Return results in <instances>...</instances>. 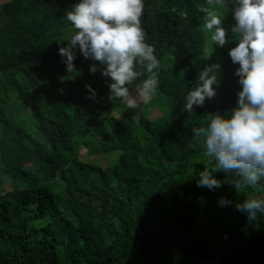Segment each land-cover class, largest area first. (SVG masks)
I'll list each match as a JSON object with an SVG mask.
<instances>
[{
    "label": "trees",
    "instance_id": "1",
    "mask_svg": "<svg viewBox=\"0 0 264 264\" xmlns=\"http://www.w3.org/2000/svg\"><path fill=\"white\" fill-rule=\"evenodd\" d=\"M77 3H0V264H264V215L249 223L235 207L264 196V178L236 189L191 131L237 105L234 0L215 9L230 28L227 53L203 27L206 0H143L157 89L171 104L167 116L127 123L112 115L122 99L110 97L103 65L77 46L68 72L59 54ZM211 64L220 65L217 95L188 113L187 93ZM135 70L130 92L148 75ZM205 168L221 187H197Z\"/></svg>",
    "mask_w": 264,
    "mask_h": 264
},
{
    "label": "clouds",
    "instance_id": "2",
    "mask_svg": "<svg viewBox=\"0 0 264 264\" xmlns=\"http://www.w3.org/2000/svg\"><path fill=\"white\" fill-rule=\"evenodd\" d=\"M203 27L211 32V40L217 46L228 43L226 29L222 27L216 6L226 7L225 0H206ZM143 0H79L66 19L76 30L67 40L66 47L59 48L66 70H74V49L88 59L103 65L99 70L110 78V97L122 99L128 108L137 107V97L127 85L141 73L137 64L148 74L138 92L144 104L151 101L158 87L160 62L155 48L145 42L141 27ZM234 26L231 33L238 37L235 47L229 50L234 64H239L234 75L239 77L241 90L237 93V105L225 114H209L206 126L191 129L197 142L202 140L208 156L216 162L215 170H223L233 176L231 184L236 188L258 184L264 178V0H234ZM214 30V31H213ZM219 64L206 65L198 74V81L187 93L184 109L194 111V105L202 107L206 98L217 95L214 85L219 83ZM95 73L96 65L90 67ZM95 97V91L85 86ZM197 187L214 190L222 181L214 178L207 168L199 174ZM221 206L231 202L221 198ZM236 209L246 214L249 223L264 215V196H248Z\"/></svg>",
    "mask_w": 264,
    "mask_h": 264
},
{
    "label": "rangeland",
    "instance_id": "3",
    "mask_svg": "<svg viewBox=\"0 0 264 264\" xmlns=\"http://www.w3.org/2000/svg\"><path fill=\"white\" fill-rule=\"evenodd\" d=\"M5 1H8V0H0V3H4ZM222 27H224L226 29V35H229L228 31L230 28L225 27V26H222ZM216 47L221 48V51L227 53V47L226 46L220 47V46L216 45ZM141 84L138 85L134 90L131 91V93L137 97V107L134 109L128 108L123 100L120 102H117L113 106V113H112L113 117L118 118L124 122H126V121L135 122L139 115H143L151 121H155L156 117L162 118L164 116H167V113L169 111L170 104H171L170 100H168V98L166 96L162 95L159 92V90L156 89L155 94L153 95L151 101L147 104H144L142 101L139 100V97H138V92H139V89L141 87ZM99 127L101 129L103 128V129L108 130L107 124H105L103 121H101L99 123ZM200 144H201V146H203L202 141H200ZM81 152L85 153L86 150L82 149ZM117 155H118L117 153H114L111 156L117 157ZM110 161H111V158L108 159V162H110ZM96 162H98L99 165L104 164L98 159H96Z\"/></svg>",
    "mask_w": 264,
    "mask_h": 264
}]
</instances>
